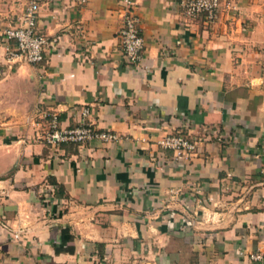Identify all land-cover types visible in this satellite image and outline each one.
<instances>
[{
  "label": "crops",
  "instance_id": "0c3cea01",
  "mask_svg": "<svg viewBox=\"0 0 264 264\" xmlns=\"http://www.w3.org/2000/svg\"><path fill=\"white\" fill-rule=\"evenodd\" d=\"M179 1L137 0L127 66L124 0H43L59 42L39 65L8 62L26 0H0V264H264V0H222L214 23ZM47 111L118 139L52 145ZM173 132L199 142L187 164Z\"/></svg>",
  "mask_w": 264,
  "mask_h": 264
},
{
  "label": "built area",
  "instance_id": "2783aa9c",
  "mask_svg": "<svg viewBox=\"0 0 264 264\" xmlns=\"http://www.w3.org/2000/svg\"><path fill=\"white\" fill-rule=\"evenodd\" d=\"M43 0H26L21 15L11 20L3 30L6 58L10 64H43L49 52L58 48L59 38H51L39 31L40 9ZM222 0H180L179 4L187 18L203 17L206 22L214 23L218 18ZM122 11L123 24L118 32L120 49L127 66L138 65L143 57L146 40L143 34L142 18L138 13L137 0H124ZM90 109L86 108L84 116ZM48 120L44 138L52 145L74 143L83 145L92 141H115L118 135L103 130L93 121L83 120L79 125L63 128L57 113L44 112ZM161 146L173 152V158L179 164H187L198 151V140L184 132H173L162 137ZM253 258H260L254 255Z\"/></svg>",
  "mask_w": 264,
  "mask_h": 264
}]
</instances>
